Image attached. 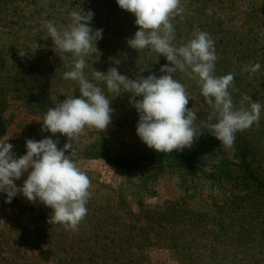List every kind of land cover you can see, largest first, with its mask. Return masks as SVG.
Instances as JSON below:
<instances>
[{"label":"rangeland","instance_id":"374dc122","mask_svg":"<svg viewBox=\"0 0 264 264\" xmlns=\"http://www.w3.org/2000/svg\"><path fill=\"white\" fill-rule=\"evenodd\" d=\"M80 6L93 11L90 26L103 29L97 52L86 57L90 80L93 69L110 67L130 79L159 76L169 63L149 48L127 45L137 26L115 0H0V116L6 125L0 144L51 136L41 131L44 112L79 96L78 85L63 78L74 58L41 35L46 21L67 25ZM180 7L171 20L173 45L187 43L196 30L207 32L217 56L214 75L234 76V107L244 96L264 106V0H180ZM34 40L41 47L33 55ZM256 63L261 67L255 73L244 70ZM173 76L185 87L186 107L197 114V131H204L191 148L177 152L204 155L200 169L165 166L145 185L107 160L76 156L97 145L106 153L156 152L136 135L138 115L127 94H108L114 112L107 129L85 128L73 141L74 151L65 153L90 179L88 212L78 230L48 223L51 210L42 203L19 194L6 203L0 194V264H264V107L259 121L225 147L202 126L212 109L197 81L179 70ZM51 138L61 147L68 142L59 133ZM241 148L244 169L224 174L218 162L232 164ZM216 171L217 180L209 176ZM26 178L15 183L22 186Z\"/></svg>","mask_w":264,"mask_h":264},{"label":"clouds","instance_id":"9594fccd","mask_svg":"<svg viewBox=\"0 0 264 264\" xmlns=\"http://www.w3.org/2000/svg\"><path fill=\"white\" fill-rule=\"evenodd\" d=\"M121 10L134 16L137 31L127 40L135 50L149 48L169 62L161 67L162 75L130 79L110 67L107 72L92 71V79L85 75L86 57L97 52V42L103 37V29H93L91 10L69 13V23L58 27L52 21L43 25L41 39H51L60 53L74 58L71 70L63 78L78 85L79 96H68L44 112L41 131L51 136L59 133L67 138L62 148L59 140L47 136L39 141L27 139L25 154L17 157L11 143L0 144V194L11 203L18 194L28 202L42 203L51 210L48 223L59 224L65 229L77 231L88 212L90 179L81 171L66 152L74 151L73 141L85 128L100 133L111 123L114 110L108 94L119 97L127 94L129 104L138 115L136 135L149 149L157 153H172L191 148L204 132L197 131V114L187 108L189 97L184 85L174 78L177 70L187 72L200 86L201 95L212 109V115L202 122L207 133L220 145L231 147L237 132L244 131L258 122L262 106L244 96L239 108L234 107L229 88L234 76L214 75L217 56L214 41L204 31H194L193 37L179 47L173 45L175 30L171 20L183 9L180 0H115ZM41 47L34 40L33 55ZM61 58V57H60ZM116 64L120 61L116 60ZM256 63L245 71L255 73ZM95 81V82H94ZM103 84V88L101 87ZM213 116L215 123L209 121ZM27 173L22 186L15 181ZM178 182V178H177Z\"/></svg>","mask_w":264,"mask_h":264},{"label":"trees","instance_id":"16d2710c","mask_svg":"<svg viewBox=\"0 0 264 264\" xmlns=\"http://www.w3.org/2000/svg\"><path fill=\"white\" fill-rule=\"evenodd\" d=\"M6 135V125L4 120L0 116V140L4 139ZM47 136L39 137L37 136L34 140L39 141ZM13 145L12 151L16 154L17 157L25 154V142H8ZM58 148H62L59 144ZM105 148H102L97 145L95 147L90 146L86 148L81 155H76L82 157V159L94 160L101 159L104 161H109L117 168H121L122 170L127 169L128 172L131 173V176L135 177L141 184L147 185V180L151 183L153 181V175L158 174L161 168L170 167L172 169L180 170H194L197 171L200 169V165L202 164L199 161V157L204 155H198L197 151H189L185 155L180 154V152L173 151L172 153H157V152H142V153H112V152H104ZM205 149V148H204ZM203 149V150H204ZM207 155V157H213L214 155H210V151L203 152ZM246 155H244V151L241 149H237V155H235L232 160V164H223L222 162H218L219 166H222L224 174L230 173L232 167L235 171L244 169V160ZM164 164V166H163ZM244 166V167H243ZM218 167V165H217ZM216 167V169H217ZM147 172L149 174L147 175ZM146 174V175H145ZM223 175V174H222ZM212 179L216 176V180L221 177L219 173L209 175ZM146 180V182H145ZM211 181V180H210Z\"/></svg>","mask_w":264,"mask_h":264}]
</instances>
